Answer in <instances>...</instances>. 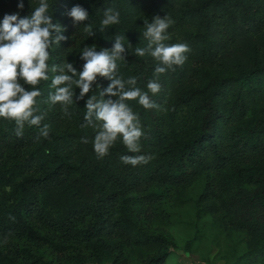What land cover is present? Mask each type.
<instances>
[{
	"label": "trees",
	"instance_id": "16d2710c",
	"mask_svg": "<svg viewBox=\"0 0 264 264\" xmlns=\"http://www.w3.org/2000/svg\"><path fill=\"white\" fill-rule=\"evenodd\" d=\"M37 3L18 10L17 0H0V18L29 15ZM75 4L89 18L73 25L66 12ZM109 7L120 23L99 32ZM165 14L174 20L165 43L190 51L159 74L152 99L161 108L127 101L145 133L140 153L120 140L103 158L93 151L98 129L81 125L88 95L100 99L110 83L102 77L84 99L74 90L69 115L49 101L56 73L37 85L46 138L27 124L17 137L15 122L0 118V264H170L175 249L205 243L224 264H264V0H55L68 39L49 63L79 70L85 46L111 48L124 35L131 45L118 75L147 91L157 62L135 49L148 43L146 22ZM141 154L148 163L120 159Z\"/></svg>",
	"mask_w": 264,
	"mask_h": 264
},
{
	"label": "clouds",
	"instance_id": "9594fccd",
	"mask_svg": "<svg viewBox=\"0 0 264 264\" xmlns=\"http://www.w3.org/2000/svg\"><path fill=\"white\" fill-rule=\"evenodd\" d=\"M54 2L38 0L29 15L20 16V11H17L0 18V118L15 122L17 137L23 136L27 124L35 126L39 136L46 138L50 126L42 123L46 113L37 106L36 98L41 96L37 85L42 80H49V73H56L51 77L50 87L54 92L49 94V101L51 104L60 103L64 113L69 115L68 106L75 103L74 90L79 89L76 100L84 99L97 77H102L110 83L100 92V99L88 95L84 104L85 123L81 125L98 129L92 140L93 151L103 158L120 140L128 152L140 153V141L145 133L139 114L127 101L136 100L146 110L161 108L152 99L162 87L158 76L183 66L188 58L189 46L186 43H165L170 39L168 29L174 24L170 16L157 15L146 22L143 36L148 43L146 47L136 48L135 54L140 57L148 55L157 62L154 67L157 78L147 82V91L136 86V76L124 79L118 75L119 63L126 61L131 45L124 35H115L111 48L97 50L95 44L85 46L79 54V59L83 61L79 70L67 61L50 65L53 47L68 39L63 34L65 28L53 19ZM16 7L23 10L24 0H17ZM66 16L76 25L87 20L89 12L82 5L75 4L66 12ZM119 23L120 12L112 7L106 8L97 31L104 32L109 26ZM86 30L88 36L94 35L90 28ZM81 141L85 144L89 142L86 137H81ZM120 159L125 164L136 166L148 163L151 156L122 155Z\"/></svg>",
	"mask_w": 264,
	"mask_h": 264
},
{
	"label": "rangeland",
	"instance_id": "374dc122",
	"mask_svg": "<svg viewBox=\"0 0 264 264\" xmlns=\"http://www.w3.org/2000/svg\"><path fill=\"white\" fill-rule=\"evenodd\" d=\"M173 253L175 256L172 255L168 259L170 264H224L223 259L217 254V247L211 243L201 245L198 252H188L181 246Z\"/></svg>",
	"mask_w": 264,
	"mask_h": 264
}]
</instances>
